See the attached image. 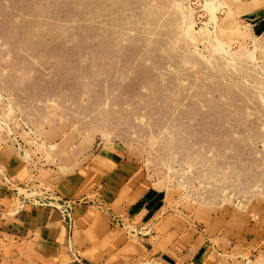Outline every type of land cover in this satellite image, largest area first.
Returning a JSON list of instances; mask_svg holds the SVG:
<instances>
[{
    "label": "rangeland",
    "instance_id": "374dc122",
    "mask_svg": "<svg viewBox=\"0 0 264 264\" xmlns=\"http://www.w3.org/2000/svg\"><path fill=\"white\" fill-rule=\"evenodd\" d=\"M44 209L48 264H264V0H0V229Z\"/></svg>",
    "mask_w": 264,
    "mask_h": 264
},
{
    "label": "crops",
    "instance_id": "0c3cea01",
    "mask_svg": "<svg viewBox=\"0 0 264 264\" xmlns=\"http://www.w3.org/2000/svg\"><path fill=\"white\" fill-rule=\"evenodd\" d=\"M103 160L102 163L105 162ZM105 163L110 166L116 165L112 161H106ZM113 177L114 182H109V184L114 186V190H117L121 185L118 186L120 184L117 179L118 176L114 174ZM66 191L64 190V192ZM47 220L52 223L49 224ZM56 220V213L47 212L46 209L33 210L29 214L19 217L17 224L8 227V229L1 228L0 237H2L4 243L2 248L6 245L3 250H5V253L7 251L8 253L15 252L13 255L16 254L12 264H36V262L48 264L58 259L62 246L59 241H64V232L62 229L57 228ZM114 234V232L109 231L104 220L98 219L91 221V225L82 230L77 241L86 252L95 245L99 248L101 243L108 237H116ZM6 242L9 244H5ZM207 259L208 256L205 253L199 252L186 256L181 264H208ZM0 264L10 263L5 258H0Z\"/></svg>",
    "mask_w": 264,
    "mask_h": 264
},
{
    "label": "built area",
    "instance_id": "2783aa9c",
    "mask_svg": "<svg viewBox=\"0 0 264 264\" xmlns=\"http://www.w3.org/2000/svg\"><path fill=\"white\" fill-rule=\"evenodd\" d=\"M29 199L30 200L27 201L28 203H26V206L55 208L61 213V216H63L66 223L71 224V211L75 205L74 201L67 200L55 194H42L41 196H36Z\"/></svg>",
    "mask_w": 264,
    "mask_h": 264
}]
</instances>
